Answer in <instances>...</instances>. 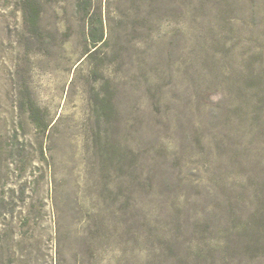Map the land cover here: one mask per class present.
Instances as JSON below:
<instances>
[{
	"label": "rangeland",
	"instance_id": "1",
	"mask_svg": "<svg viewBox=\"0 0 264 264\" xmlns=\"http://www.w3.org/2000/svg\"><path fill=\"white\" fill-rule=\"evenodd\" d=\"M36 1L0 0V264H264V0Z\"/></svg>",
	"mask_w": 264,
	"mask_h": 264
},
{
	"label": "trees",
	"instance_id": "2",
	"mask_svg": "<svg viewBox=\"0 0 264 264\" xmlns=\"http://www.w3.org/2000/svg\"><path fill=\"white\" fill-rule=\"evenodd\" d=\"M24 16L26 23L29 26L30 32H36L38 30V22L40 18V9L36 0H25ZM34 107L31 106V111L34 113Z\"/></svg>",
	"mask_w": 264,
	"mask_h": 264
}]
</instances>
